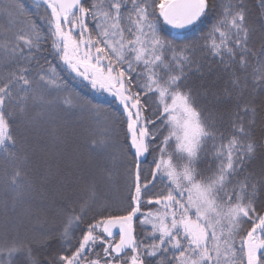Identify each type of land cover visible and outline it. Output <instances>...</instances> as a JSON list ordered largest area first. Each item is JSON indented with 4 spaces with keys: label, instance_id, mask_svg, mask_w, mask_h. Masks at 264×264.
I'll return each mask as SVG.
<instances>
[{
    "label": "snow or ice",
    "instance_id": "6c2138e0",
    "mask_svg": "<svg viewBox=\"0 0 264 264\" xmlns=\"http://www.w3.org/2000/svg\"><path fill=\"white\" fill-rule=\"evenodd\" d=\"M0 18V264H264V0Z\"/></svg>",
    "mask_w": 264,
    "mask_h": 264
},
{
    "label": "rangeland",
    "instance_id": "374dc122",
    "mask_svg": "<svg viewBox=\"0 0 264 264\" xmlns=\"http://www.w3.org/2000/svg\"><path fill=\"white\" fill-rule=\"evenodd\" d=\"M7 2V0H0V4H2V3H6ZM0 22H2V18H0ZM78 83V82H77ZM78 90L79 91H81V93L82 94H84V95H87L90 99H93L92 97L94 96H96L97 94H95V93H93V92H91V90L90 89H86V88H83V86H80L79 88H78ZM93 95V96H92ZM107 99H111V98H107ZM95 101V100H94ZM97 102V101H96ZM98 102H100V100L98 101ZM108 105L106 104L105 105V107H107ZM115 106V105H114ZM87 123H88V121H87V117H85L84 119H83V125H87ZM75 126L79 129L80 127H81V123H76L75 124ZM43 147V144L41 143V144H38L37 146H36V149H35V151H36V155H37V157L40 155V151H41V148ZM2 181H3V172H1L0 173V183H2ZM121 195H126V193H121ZM53 247H55V242H53Z\"/></svg>",
    "mask_w": 264,
    "mask_h": 264
},
{
    "label": "trees",
    "instance_id": "16d2710c",
    "mask_svg": "<svg viewBox=\"0 0 264 264\" xmlns=\"http://www.w3.org/2000/svg\"><path fill=\"white\" fill-rule=\"evenodd\" d=\"M28 2L29 3H31V0H28ZM169 31H176V30H169ZM165 34H167V33H165ZM200 33L199 32H197V33H195L194 35H190V36H188L187 38L188 39H195L196 38V36H198ZM178 43H182V42H185V41H183V40H181V41H177ZM93 96V95H92ZM95 101H104L105 100V97L104 96H99V95H96L95 97L93 96L92 97ZM112 107L114 108V107H116V105L114 106V105H112ZM149 160H151V157H149ZM4 161L2 160V159H0V173L1 172H3V168H4Z\"/></svg>",
    "mask_w": 264,
    "mask_h": 264
}]
</instances>
